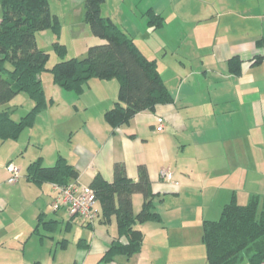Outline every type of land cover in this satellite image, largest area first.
<instances>
[{
    "label": "crops",
    "instance_id": "obj_1",
    "mask_svg": "<svg viewBox=\"0 0 264 264\" xmlns=\"http://www.w3.org/2000/svg\"><path fill=\"white\" fill-rule=\"evenodd\" d=\"M148 10L162 17L160 26L149 23ZM101 13L156 59L174 100L112 127L104 112L117 97L115 78H92L76 94L53 84L50 76L43 82L41 76L53 103L16 139L0 140V254L10 223L1 216L10 208L19 206L26 229L13 234V242L32 236L40 212L45 220L65 217L67 227L73 218L83 223L65 208L50 207V183L37 185L25 176L31 161L41 158L49 166L61 155L84 185L98 173L111 181L116 162L136 180L138 166L144 164L158 193L155 199L173 201L155 205L161 221L137 225L143 233L141 250L128 259L117 256L110 264H206L203 220L217 219L221 206L233 197L241 204L251 194L264 195V0H104ZM32 105L25 93H18L0 108H9L18 120ZM157 116L163 119L161 130H156ZM9 163L20 168L14 183L7 181ZM162 168L176 183L161 179ZM141 204L142 195L134 193L133 212ZM95 208L98 216L88 226L89 240L82 238L79 245L86 248L81 264H94L117 233L115 219L100 222L98 202Z\"/></svg>",
    "mask_w": 264,
    "mask_h": 264
},
{
    "label": "trees",
    "instance_id": "obj_2",
    "mask_svg": "<svg viewBox=\"0 0 264 264\" xmlns=\"http://www.w3.org/2000/svg\"><path fill=\"white\" fill-rule=\"evenodd\" d=\"M103 2L82 0L83 20L92 34L104 41L89 45L82 57H66L65 44L55 40L53 47L59 60L46 67L49 53L37 46L35 34L46 28L58 32L56 16L47 9L48 0H0V106L18 93H25L33 101L32 107L18 120L11 117L9 108H0L1 141L16 139L23 130L33 126L40 111L53 103L42 86L41 72L44 70L51 72L56 85L76 94L82 93L92 78H115L119 86L117 97L113 106L104 112L105 121L112 127L127 123L142 110L153 111L157 104L173 102L174 97L160 75L156 59L148 58L131 36L101 13ZM147 13L154 27L162 24V17L153 10ZM113 172L111 181L98 173L89 183L100 205V222L107 224L114 218L117 228L116 235L94 264H110L117 256L128 259L138 253L143 233L137 225L144 221H161L154 204L158 193L152 190L145 165L138 166L136 180L127 176L122 162L114 164ZM25 176L37 185L67 184L76 180L78 171L65 157L58 155L49 166L44 165L41 158L31 161ZM134 193L142 195L137 213L132 206ZM261 201L258 194L249 195L243 204L233 197L221 206L217 219L203 220L201 239L206 249V264H237L244 258L248 264H264V202L262 205ZM43 215L44 212L38 214L33 233L38 232L40 225L52 229L57 223L54 219L45 220ZM96 219L83 223L89 226ZM83 240L80 238L78 245Z\"/></svg>",
    "mask_w": 264,
    "mask_h": 264
},
{
    "label": "rangeland",
    "instance_id": "obj_3",
    "mask_svg": "<svg viewBox=\"0 0 264 264\" xmlns=\"http://www.w3.org/2000/svg\"><path fill=\"white\" fill-rule=\"evenodd\" d=\"M47 9L52 15L56 16L58 32L55 33L53 30L46 28L37 31L35 34L37 46L49 53L46 67L52 66L59 60L53 47V41L55 40L65 44L66 57H82L89 45L101 43L99 38L92 34L89 25L83 20L82 0H48ZM41 76L43 77V82L46 76L52 78L49 70L41 72ZM53 84L55 83L53 82ZM45 90L48 91V85ZM16 197L18 198V195ZM262 197H264L263 194L261 195ZM169 200L159 202L155 199L154 203L156 206L158 204V206H167L173 202ZM19 201L21 200L17 199V205L21 204ZM18 210L19 206L10 208L1 216L3 219H9L10 223L7 228L8 240L4 243L3 249H1L3 253L0 254V264L5 262L32 264L35 261L40 264H72L76 258L78 259V264H81L86 248L81 246L82 249H79L77 241L80 238L89 240L92 228L85 223H80L77 218H73L74 221L67 227L66 218L58 216L59 218H57L54 228L49 230L40 225L38 232H32L31 237L25 239L24 236L19 242H13L12 240L17 238L14 237L13 239L11 237L13 234L18 235L21 231L26 230L19 219ZM139 210L135 209L134 213ZM46 211H49V209ZM209 215L213 216L214 212L210 211ZM217 215L215 214L216 218L219 216ZM52 217L54 216L52 215ZM47 218L50 217L48 216ZM88 261H86V264H88ZM237 264H248V262L244 258Z\"/></svg>",
    "mask_w": 264,
    "mask_h": 264
},
{
    "label": "built area",
    "instance_id": "obj_4",
    "mask_svg": "<svg viewBox=\"0 0 264 264\" xmlns=\"http://www.w3.org/2000/svg\"><path fill=\"white\" fill-rule=\"evenodd\" d=\"M162 121L161 116L156 117V130H161ZM6 169L9 173L7 181L16 182L20 176V168L14 163H9ZM160 177L165 182L176 183L171 178V172L165 168L160 170ZM50 188L52 192L50 207L53 210L65 208L71 215H76L83 221H92L97 217L95 192L89 185L80 184L74 180L67 184L52 182Z\"/></svg>",
    "mask_w": 264,
    "mask_h": 264
}]
</instances>
